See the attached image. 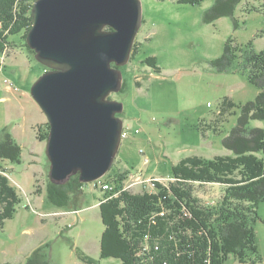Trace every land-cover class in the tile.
<instances>
[{
  "label": "rangeland",
  "instance_id": "374dc122",
  "mask_svg": "<svg viewBox=\"0 0 264 264\" xmlns=\"http://www.w3.org/2000/svg\"><path fill=\"white\" fill-rule=\"evenodd\" d=\"M141 1L144 21L134 43L136 52L121 67L123 89L110 95L124 103L118 116L127 131L110 173L129 172L125 189L133 193L150 190L141 179L168 185L174 180L172 167L185 157L233 156L223 139L238 124L242 106L260 92L249 80L242 53L250 49V42L256 52L264 50V0H242L233 16L211 23L204 21V14L216 0L197 5ZM230 39L239 47L237 58L226 71H219L212 63ZM9 40L15 44L0 52V140L7 127L22 147V160L1 163L21 201L0 228V264H36L28 259L39 247L50 264H86L76 247L99 264H121L120 259L101 257L105 226L99 206L106 191L87 183L76 206L50 202L47 140L38 138V127L45 130L49 122L31 94L45 73L44 65L28 51L20 34ZM151 56L160 71L144 62ZM249 126L264 129V120H251ZM104 179L107 176L99 180ZM223 189L207 185L198 194L205 201H218ZM257 213L254 227L262 257L257 264H264V201ZM228 264L241 263L231 256Z\"/></svg>",
  "mask_w": 264,
  "mask_h": 264
},
{
  "label": "trees",
  "instance_id": "16d2710c",
  "mask_svg": "<svg viewBox=\"0 0 264 264\" xmlns=\"http://www.w3.org/2000/svg\"><path fill=\"white\" fill-rule=\"evenodd\" d=\"M36 1L0 0V52L9 44H15L9 40L10 35L20 34L28 51L35 56L26 37L33 26L32 8ZM203 1L177 0L192 5ZM241 1L216 0L205 11L204 21L211 23L224 15L233 16ZM237 25L235 21V27ZM107 29L112 30L111 27ZM232 41L227 42L223 55L212 63L219 71H226L237 58L235 50L239 47L232 46ZM249 47L243 51L242 58L249 80L260 92L242 106L238 124L223 139L224 147L231 150L233 156L185 157L172 167L173 181L168 185L156 183L153 191L141 193L124 188L129 172L111 174L110 170L104 180L113 184L118 194L107 192L99 206L105 226L101 239L102 258H117L121 264H228L231 256L241 264L261 262L254 224L259 218L258 204L264 201V129L250 127L249 123L264 120V50L256 52L252 42ZM144 62L160 71L154 56ZM44 70L49 68L44 66ZM49 130V123L45 130L39 126L38 138L47 140ZM21 149L14 135L4 128L0 140V228L6 219L14 216L21 201L4 174L7 170L1 161L21 162ZM86 184L76 174L62 184L49 180L46 191L54 205L76 206ZM214 184L224 189L222 197L211 203L198 193ZM76 254L86 264H99L77 247ZM28 262L50 264L43 247L29 256Z\"/></svg>",
  "mask_w": 264,
  "mask_h": 264
},
{
  "label": "water",
  "instance_id": "95a60500",
  "mask_svg": "<svg viewBox=\"0 0 264 264\" xmlns=\"http://www.w3.org/2000/svg\"><path fill=\"white\" fill-rule=\"evenodd\" d=\"M32 17L27 44L49 68L31 88L50 125L48 178L91 183L111 170L123 139L124 103L110 95L123 89L142 1L37 0Z\"/></svg>",
  "mask_w": 264,
  "mask_h": 264
},
{
  "label": "built area",
  "instance_id": "2783aa9c",
  "mask_svg": "<svg viewBox=\"0 0 264 264\" xmlns=\"http://www.w3.org/2000/svg\"><path fill=\"white\" fill-rule=\"evenodd\" d=\"M17 89V88H15ZM136 132H138V129L136 130ZM127 138V131H125V129L123 128V133H122V138ZM140 182L143 185L144 188H149L150 187V190L149 191H153L155 188H156V182H153L151 181L150 179L149 180H144V179H141ZM91 184L96 187V188H100L101 190L103 191H106V192H114L113 194L117 195L118 194V191H116L114 189V185L109 183V182H106V181H102V180H96V181H93L91 182ZM126 188V186L124 187ZM162 215H164V211L161 213Z\"/></svg>",
  "mask_w": 264,
  "mask_h": 264
},
{
  "label": "crops",
  "instance_id": "0c3cea01",
  "mask_svg": "<svg viewBox=\"0 0 264 264\" xmlns=\"http://www.w3.org/2000/svg\"><path fill=\"white\" fill-rule=\"evenodd\" d=\"M4 100L6 99V98H3ZM15 137V136H14ZM17 140V139H16ZM18 141V140H17Z\"/></svg>",
  "mask_w": 264,
  "mask_h": 264
}]
</instances>
